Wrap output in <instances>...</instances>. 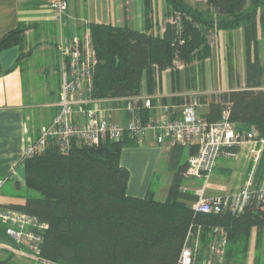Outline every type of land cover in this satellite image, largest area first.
<instances>
[{"label":"trees","instance_id":"obj_1","mask_svg":"<svg viewBox=\"0 0 264 264\" xmlns=\"http://www.w3.org/2000/svg\"><path fill=\"white\" fill-rule=\"evenodd\" d=\"M167 1L181 17L178 23L170 22L162 35L127 25H90L99 60L92 95H140L144 86L152 93L162 73L175 70V59L188 64L203 62L212 54L209 38L213 32L243 27L246 86L212 94L205 115L214 121L229 109L238 130L255 129L264 137V63L260 55L264 0H209L205 7L186 0ZM28 28L20 25L0 36V48L23 45ZM230 43L232 49L233 33ZM229 70L231 77H238L232 63ZM135 145L138 142L129 137L108 140L98 147L74 141L70 150L62 151L50 139L40 152L24 158V185L38 194L19 193L21 201L4 204L48 225L40 256L58 264H178L189 235L199 262L208 254L209 230L221 226L228 232V242L220 264H247L254 229L258 245L264 235V203L255 199L238 215L195 210L193 202L198 196L183 187L189 150L179 145L169 150L168 167L174 178L167 198L156 199L152 189L146 196H132L128 193L131 173L121 155L125 147ZM255 178L264 181V149ZM15 183L17 188L22 186ZM0 239L7 240L4 233ZM18 258L4 250L0 264H23Z\"/></svg>","mask_w":264,"mask_h":264},{"label":"built area","instance_id":"obj_2","mask_svg":"<svg viewBox=\"0 0 264 264\" xmlns=\"http://www.w3.org/2000/svg\"><path fill=\"white\" fill-rule=\"evenodd\" d=\"M195 5H207L209 0H186ZM57 18L68 10V0H48ZM180 13L171 22H180ZM59 49L64 60L58 111L54 118L41 128L39 136L25 148L24 158L40 152L50 139L62 151H68L74 141L100 146L105 141H118L129 137L142 144L155 137L159 145L183 146L189 150L187 179L203 181L202 188L195 189L198 198L193 207L201 212L224 211L240 214L254 200L264 203V181L257 182L255 171L264 149V137L255 129L240 131L225 109L214 121L199 112L201 104L198 93L182 94L188 99L164 101L162 95L142 92L128 97L97 98L92 95L98 53L92 33L87 30L80 36L62 39ZM182 59L174 60V69L186 68ZM141 105H138V102ZM144 109V111H143ZM147 110V111H146ZM146 111V112H145ZM115 115L117 118H115ZM247 147L254 162V169L240 189L229 194L207 198L205 188L221 155L236 156L234 149ZM191 149L193 152H191ZM9 175L0 176V193ZM186 190V188H184ZM48 225L38 217L7 206L0 201V256L4 250L33 264H58L40 256L43 232ZM189 235L178 264H220L224 261L228 232L224 227L209 230L208 254L199 262L189 245Z\"/></svg>","mask_w":264,"mask_h":264},{"label":"crops","instance_id":"obj_3","mask_svg":"<svg viewBox=\"0 0 264 264\" xmlns=\"http://www.w3.org/2000/svg\"><path fill=\"white\" fill-rule=\"evenodd\" d=\"M174 14L167 0H68L67 13L60 19L50 8L48 0H0V36L20 25L29 26L23 45L0 48V176L26 175L23 162L26 145L39 136L41 128L48 124L58 111L64 68V60L59 49L61 38L80 36L90 30L92 23L127 25L139 31L148 30L162 35ZM232 33L234 47L241 48L240 51L244 52L243 27L234 31L213 32L209 38L212 46L211 56L203 62L195 60L190 64L186 63L183 71L167 69L165 72H168L170 77L168 91L163 90L161 80L151 94L162 95V98L168 101L182 102L188 99L182 94L198 93L200 101L202 97L207 99V102L201 101L198 108L199 110L201 107L202 110L199 112L205 114L209 112L208 101L211 100L212 94L245 87L246 77H239L238 83V77L230 75L231 62L228 60L231 43L228 40ZM217 34L222 36L225 58L226 54L228 58L225 59L226 73L220 76L219 80L222 83L224 80L227 82L226 88L221 87L222 84L216 83L213 78L215 45L212 39ZM143 92L149 93L146 86ZM146 142L152 147L155 156L162 148H167L169 158L170 147L159 145L153 134ZM140 145L125 147L121 162L131 173L128 193L143 197L150 191V184L141 190L140 180L133 183V163L130 159L131 154L133 157L141 150ZM223 157L227 156L221 155L219 159ZM173 178L174 175L169 188ZM243 182L237 190L241 188Z\"/></svg>","mask_w":264,"mask_h":264},{"label":"rangeland","instance_id":"obj_4","mask_svg":"<svg viewBox=\"0 0 264 264\" xmlns=\"http://www.w3.org/2000/svg\"><path fill=\"white\" fill-rule=\"evenodd\" d=\"M205 6L207 5H203V7ZM219 38H221V40H219ZM212 41L214 42L215 45L214 60H213L214 62L213 78L216 83L222 84L221 87L226 88L227 82L225 80L223 81V83L219 82L220 76L225 75L226 73L225 65L227 62L226 60L228 59L227 54L225 58L222 36L217 34L215 38L212 39ZM260 45H261L260 55L264 63V33H262V30L260 32ZM240 50L241 48H237V49L236 47H234V49L232 48L229 53L230 58L228 60L231 63H235V65L234 64L232 65L235 67L237 71L238 83H239V77L241 78L246 77V65H245L246 59L244 58V52ZM181 70L183 71V69ZM161 80H162L163 90L168 91L170 87V82H169L170 77L168 72L164 71L162 73ZM199 110H202V108L200 107ZM115 118H117L116 115ZM139 147H141V150L136 152V154L133 157L132 154L130 155L131 162L133 163L132 181L134 183V181L140 180L139 187L141 188V190H144L150 184V189L154 191L153 193L154 197L159 200H165L168 195V191H169L168 188L171 178L174 175V173L168 167V149L162 148L161 152L157 156H155V154L152 153V147H150L148 142L141 144ZM216 165L217 168L215 166L214 171L211 174L210 179L205 188V196H207V198L215 197L217 195L229 194L237 190L238 186L242 184L243 179L245 178L244 179L245 182L247 176L250 175L253 169L255 168L254 162L251 158L250 151L249 149L246 148V146L243 147L236 156H227L219 159ZM227 168L230 169L227 170ZM9 177L11 178H9V180L4 184L0 193L1 202L8 204L11 202L21 201L22 197H18L19 193L28 194V195L38 194L37 191L30 190L25 187L24 185L25 175H14V176L9 175ZM17 181L22 184L20 188L16 187L15 182ZM203 185H204L203 181H199V180L193 181L192 179H188L187 181L184 182L183 187L186 188L187 191H191L195 193L193 189L202 188ZM256 236H257V231L256 229H254L251 237L247 264H256L257 257H259V264H264V235L262 236L260 245L257 244ZM19 261L22 262L23 264H33L31 261H28L23 258H20Z\"/></svg>","mask_w":264,"mask_h":264}]
</instances>
